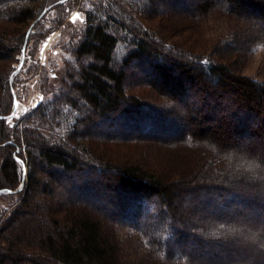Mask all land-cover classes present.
<instances>
[{"label": "trees", "instance_id": "trees-1", "mask_svg": "<svg viewBox=\"0 0 264 264\" xmlns=\"http://www.w3.org/2000/svg\"><path fill=\"white\" fill-rule=\"evenodd\" d=\"M188 4L0 0V21L25 26L14 41L0 26V60L12 61L0 71V197L16 195L12 211L0 220V264H136L123 255L119 225L138 234L152 257L171 264H196L200 256L207 257L204 264H233L231 253L218 247L217 236L239 222L253 228L255 218L237 215L235 208L264 203V196L251 198L231 186L226 177L235 168L219 167L221 162L209 161L206 152L186 176L189 171L158 173L139 158L111 153L107 147L138 143L142 140L133 139L140 134L150 139L169 135L160 118L149 115L160 110L134 94L132 68L146 70L164 101L180 102L199 93L203 103L189 106L187 126L193 130L183 137L180 145L185 148L202 144L214 153L216 148L237 149L243 137L264 142V81L242 73L252 46L264 39V0ZM191 5L196 13L189 23L170 19L176 8L183 12ZM49 6L30 31L19 73L33 48L63 25L68 12L84 14V29L69 44L71 59L64 62L58 92L16 121L10 114L17 86L10 76L20 64L27 31ZM51 12L56 17L45 27ZM216 13L226 17L231 29L208 51L200 43L198 21ZM254 19L261 27L253 26ZM184 29L192 32L176 41ZM170 38L173 43H165ZM15 98L19 100L18 94ZM226 101L229 106H221ZM98 124L114 129L95 131ZM111 191L113 198L104 202ZM218 206L231 211L211 218L203 213ZM210 256L222 260L217 263Z\"/></svg>", "mask_w": 264, "mask_h": 264}, {"label": "rangeland", "instance_id": "rangeland-1", "mask_svg": "<svg viewBox=\"0 0 264 264\" xmlns=\"http://www.w3.org/2000/svg\"><path fill=\"white\" fill-rule=\"evenodd\" d=\"M182 1L184 3L187 2L189 4H194L197 1L205 0ZM195 8V6L191 5L183 12L176 8V10L173 11L175 16L170 17V19L172 21L181 19L183 20L181 23L185 25L189 23L190 16H194L196 13L194 11L196 10ZM69 13L70 12H68L66 20L61 27H58L45 40L40 41L37 47L33 48L31 56H27V61L24 65L25 71L23 73L18 72L19 74L11 75V83L14 79L17 86V89H13L14 95L18 94L19 98L18 101L15 98L17 101V109L15 113L11 115L12 111L10 114V117L13 116L12 118L14 120L17 121L21 117L26 116L39 102L49 100L53 94L58 92V89L60 88V78L64 74V62L71 59V53L68 50L69 44L79 39L85 25V16L82 12ZM54 17H56V13L51 12L50 18L46 22L45 27H47L49 21ZM163 20L164 23L168 22V20L162 19V23ZM254 20L253 26L255 28L259 27V21H256V19ZM193 22H199L198 37L201 36L200 43L205 45L208 51H210L215 42L223 39L231 29V23L226 20V17L221 13L206 16L201 22L200 20L198 22L194 20ZM0 26L3 29H8L10 31V34L13 37L11 38L12 41L17 37V33H21L25 28V26L9 23L6 24L2 21H0ZM185 30L186 29L179 33L180 35L175 38L176 41H180L179 38L186 39L187 35H183L184 32H192ZM34 31L35 30H32V32ZM165 43L172 44L173 39L170 38L169 41H165ZM208 54L209 53L205 56H208ZM11 62L10 59L0 60V71H6ZM131 71L136 72L134 79L136 84L134 94L148 103V105L160 110L161 114L156 113V111L153 110L149 115H155L157 119L160 118L159 121L164 124L162 127L163 130L169 132L171 137H169V135H162L155 139H150L147 138L148 135L138 134L141 138L132 139L142 141H139L138 143L129 142L128 145H109L107 147H109L111 153L118 152L116 154L121 156L129 155L134 158H139L142 163L146 162L147 164H150L145 165L146 167H150L151 170H156L158 173L164 171V169H173L176 172L184 171V173L189 171V173L184 174L186 176L191 173V169L189 170V168H191L192 164H195L198 157L204 156L206 152H210V157L208 156L209 161L215 159L216 161L221 162L218 165L219 167L223 165L233 167L237 170L235 173L229 174L230 179L226 177L228 181L232 182V187H235L239 192H242L245 195L248 194L251 198L264 196V142H251V138L243 137L239 140L240 145L236 146L237 149L233 147L227 151H220L219 148H216L218 152L214 153L212 152V149H209L202 144L195 145L190 149L185 148L183 145H180L185 142L183 137L193 130L191 126H187L189 106H200L199 102H201V104L203 103V100H200L199 93L195 91L192 97H189L187 100L170 103L164 101L161 97H158L156 91L152 87V77L147 75L145 69L144 73L138 72L136 68H132ZM242 73L245 76L252 77L256 81H264V39L252 46L250 53L244 60ZM162 102L166 104L161 105ZM230 103L231 101H226L223 102L221 106H229ZM95 121L98 122L99 120L95 118ZM105 123L108 124L109 122ZM181 128H184L182 133L180 131ZM102 129L106 132L102 131ZM113 129L114 127L106 126L105 124H98V129L95 131L99 130L103 133H110ZM122 134L127 135L128 132H123L121 135ZM130 135L131 134L127 136ZM111 153H109L108 156H110ZM113 158L120 160L114 155ZM19 164L22 166L21 163ZM21 185L18 189L21 188ZM7 193L9 192H6V194ZM221 195L222 194H220V196ZM15 197L16 195H5L0 197V220L7 217L10 211H12ZM110 198H113L112 191L107 194L105 193L102 199L104 202H108ZM194 203L195 202L192 204ZM252 205L253 206H251V204H248L247 206L237 205L235 211L237 215H249L252 219L255 218L254 223H256L252 225L253 228L248 229V227L237 222L239 225L231 229L228 227L227 230L217 236V239H219L218 247H220V250L222 251H228L231 253L230 261L233 264H264V203L260 205V208L255 206L254 203ZM228 209L231 211V207L224 208L218 206L217 209H214V207L210 209L205 208V212L203 211V213L207 218H211L216 212H229ZM157 211L158 209L156 212ZM251 211L253 212V215H250L252 213ZM141 212L143 211L141 210ZM242 229H244V231ZM245 229H247L248 232ZM128 231L126 228H121V225H119L117 231L118 238L123 246V255L126 260L132 261L136 264H171L160 258L152 257L153 254L151 255L144 245V240L142 241L138 234L137 236ZM229 241L232 244L229 245ZM198 248L199 246L195 247V249ZM253 258L255 259V262L251 261ZM209 259H212L217 263L222 260L221 256L219 258H213V256H210ZM206 260H208L206 256H200L196 260L197 263H195L204 264V261ZM190 264H194V262H191Z\"/></svg>", "mask_w": 264, "mask_h": 264}, {"label": "water", "instance_id": "water-1", "mask_svg": "<svg viewBox=\"0 0 264 264\" xmlns=\"http://www.w3.org/2000/svg\"><path fill=\"white\" fill-rule=\"evenodd\" d=\"M50 7H51V6L45 8V9L43 10V12H42V13L40 14V16L37 18V20H35V21L31 24L29 30L27 31L26 38H25V42H24V45H23V48H22L20 64L18 65L17 69L15 70V72H14L12 75L17 74V73L20 71V69L22 68V65H23V62H24V59H25V47H26V44H27V41H28V38H29V34H30L31 29L34 27L35 23H36L37 21H39V20L44 16V14L50 9ZM10 79H11V76H10ZM10 83H11V81H10ZM12 94H13V96H15L13 90H12ZM13 105H14V108H13V112H12L11 115H13V114L15 113L16 109H17V101H16L15 97H14V100H13ZM11 115H10V116H11Z\"/></svg>", "mask_w": 264, "mask_h": 264}, {"label": "snow or ice", "instance_id": "snow-or-ice-1", "mask_svg": "<svg viewBox=\"0 0 264 264\" xmlns=\"http://www.w3.org/2000/svg\"><path fill=\"white\" fill-rule=\"evenodd\" d=\"M202 63H205V64H207L208 62H207V61H202Z\"/></svg>", "mask_w": 264, "mask_h": 264}]
</instances>
